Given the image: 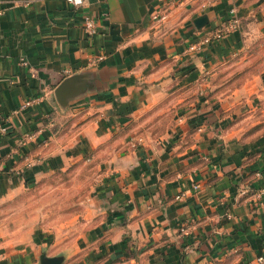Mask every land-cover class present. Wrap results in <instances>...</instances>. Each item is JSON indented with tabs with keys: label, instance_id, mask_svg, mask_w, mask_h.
I'll list each match as a JSON object with an SVG mask.
<instances>
[{
	"label": "crops",
	"instance_id": "0c3cea01",
	"mask_svg": "<svg viewBox=\"0 0 264 264\" xmlns=\"http://www.w3.org/2000/svg\"><path fill=\"white\" fill-rule=\"evenodd\" d=\"M207 2L0 0V203L66 157H92L102 178L76 241L19 249L0 234V264H40L43 255L61 264L264 257V92L246 101L222 92L232 56L252 42L251 30L264 33V0ZM232 8L239 29L204 43ZM89 16L98 29L87 39ZM80 73L91 90L69 102L79 111L66 129L72 112L55 91ZM152 110L174 115L170 129L137 149L126 129Z\"/></svg>",
	"mask_w": 264,
	"mask_h": 264
},
{
	"label": "rangeland",
	"instance_id": "374dc122",
	"mask_svg": "<svg viewBox=\"0 0 264 264\" xmlns=\"http://www.w3.org/2000/svg\"><path fill=\"white\" fill-rule=\"evenodd\" d=\"M208 1L205 3L207 6L218 2ZM251 35L252 30L249 35V41L252 42L248 43L244 51L232 56L234 64L228 67L222 77L227 80L223 83L224 94L239 91L240 96L233 97L234 101H246L256 89L264 92V33L261 32L256 38ZM223 85L215 89L223 88ZM67 108L72 112L65 113L66 129H70V121L74 118L72 115L79 110L69 107V104ZM173 116L155 114L152 110L138 122L132 121L133 125L126 129L128 142L140 149L149 136L154 139L164 136L170 129ZM253 129L251 127L248 132H254ZM69 140L66 139L63 144ZM66 158L62 160L64 165L46 168L31 185H14L10 188L11 193L0 203V234L4 240L11 241L10 245L19 249L30 248L40 240H45L43 244L49 246L63 241H76L85 233L86 222L90 220L89 215L95 208V195L102 178L92 157Z\"/></svg>",
	"mask_w": 264,
	"mask_h": 264
},
{
	"label": "built area",
	"instance_id": "2783aa9c",
	"mask_svg": "<svg viewBox=\"0 0 264 264\" xmlns=\"http://www.w3.org/2000/svg\"><path fill=\"white\" fill-rule=\"evenodd\" d=\"M68 3L79 6L82 4L83 0H66ZM165 16H161L160 19L163 20ZM240 26V20L237 16V13L235 9H230L228 11L227 18H225L221 23H219L215 28H213L210 37L204 39V43H210L211 40H218L223 38L226 35H229L235 31L238 30V27ZM83 32L85 33V36L87 39L92 38L97 33V20L92 17H85L83 21ZM191 51H194L196 49H199V46L197 44H193L189 48ZM103 59V56H99L97 59H91L89 61L90 65L95 64L96 61H101ZM30 105V102H26L23 107H27ZM195 188V186H194ZM261 194L264 196V188L261 191ZM256 264H264V257L261 256L257 258Z\"/></svg>",
	"mask_w": 264,
	"mask_h": 264
},
{
	"label": "water",
	"instance_id": "95a60500",
	"mask_svg": "<svg viewBox=\"0 0 264 264\" xmlns=\"http://www.w3.org/2000/svg\"><path fill=\"white\" fill-rule=\"evenodd\" d=\"M196 25L202 27L207 24L205 16L196 20ZM88 73H80L64 79L57 87L55 94L59 105L66 108L70 101L84 95L91 90V84L87 81ZM63 258L55 256L47 258L44 255L40 258V264H61Z\"/></svg>",
	"mask_w": 264,
	"mask_h": 264
}]
</instances>
